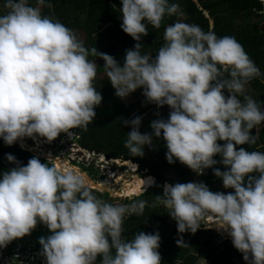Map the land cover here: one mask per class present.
I'll use <instances>...</instances> for the list:
<instances>
[{"label": "clouds", "instance_id": "1", "mask_svg": "<svg viewBox=\"0 0 264 264\" xmlns=\"http://www.w3.org/2000/svg\"><path fill=\"white\" fill-rule=\"evenodd\" d=\"M44 6L51 7L46 0L0 4V140L9 146L24 137L51 141L61 132L71 136L70 129H86L102 99L92 85L97 64L88 56L100 57L115 96L140 88L147 102L170 109L166 119L150 121V134L139 131V116L120 120L130 126L124 146L131 156H143L144 146L162 137L168 163L178 161L200 175L219 162L224 170L213 167V174L233 189L165 182L150 206L162 205L178 233L214 225L246 264H264V152L236 147L255 144L250 130L264 122V107L243 94L261 74L242 45L233 36L176 20L165 26L154 55L141 54L146 24L158 28L165 15H181L179 6L121 0L120 28L136 41L121 64L96 47L86 49L73 30L41 14ZM4 155L14 166L0 171V248L39 221L50 233L38 237L45 264H95L98 255L99 264H160L158 231H137L131 239L121 234L123 218L141 214L146 201L110 202L74 167L35 156L21 164ZM154 183L144 179L143 191Z\"/></svg>", "mask_w": 264, "mask_h": 264}, {"label": "trees", "instance_id": "2", "mask_svg": "<svg viewBox=\"0 0 264 264\" xmlns=\"http://www.w3.org/2000/svg\"><path fill=\"white\" fill-rule=\"evenodd\" d=\"M169 3H176L179 6L177 11L181 15H165L158 28L146 24L147 34L142 35L139 41L141 43V54L154 55L163 43L162 37L165 26L176 20L197 24L202 30L212 31L218 37L223 35L233 36L242 45L244 51L261 74L252 78L245 85L243 94L250 96L261 107H264V32L259 29V23L264 20L260 13L262 4L258 0H169ZM46 4H50L51 7H42V15L58 20L73 30L78 39L83 41L86 49L96 47L99 52L111 55L117 63L122 64L125 50L132 48L136 43L120 28L121 0H46ZM203 12H206V16ZM88 57H94L100 61L96 66L98 77H94L92 85L100 92L102 99L100 104L95 106V117L87 124L86 129L73 128L69 130L76 136L75 143L86 151L102 153L107 157H126L131 162L137 163L139 167L146 169L147 173L155 178V183L147 188L144 195L141 198L139 197L140 199L135 197L116 199L110 197L108 192H95V194L114 203L127 204L131 200L146 201L141 214L126 215L123 218L121 234L125 239H131L137 231L146 233L158 231L160 240L157 251L160 255V264H193V253L191 251L186 256L181 257L182 251L186 253L189 249H194L203 258L212 261L211 256L213 254L211 250H213V247L223 244L224 239L212 230L200 229L201 226L195 233L188 231L178 233L175 221L168 216L167 210L162 205L150 206L155 199V195L162 194V186L166 178L164 174L168 170L176 174L171 184L182 180L191 181L190 174L193 171L178 161L174 160L171 164L167 162L165 158L166 148L162 137H153L151 145L144 146L143 156L133 157L129 154L124 146V141L130 126L120 123L121 119H128V115L131 114L129 107L124 106L120 102V98L114 95V89L107 80L102 68L103 60L93 55ZM138 91L142 93L140 88H138ZM225 95H227L226 90ZM242 98L243 96H241ZM133 105L138 108L137 112L133 113L134 117L139 116L141 118L139 125L141 133L147 132L150 134L152 131L149 126L150 121L157 118L166 119L170 111L167 105L157 107L155 104L147 102L143 95L136 99ZM150 110H152V113H149ZM145 114H148L149 117ZM259 125L258 129H256V125L254 129L250 130L252 134H256L255 144L238 145L236 147H244L246 150H258L257 147L261 146L262 152H264V122ZM218 143L223 142L218 141ZM5 153L14 155L21 164H26L27 160L34 156L29 151L20 148L17 142L9 146L0 140V171L14 166L5 159ZM213 158L219 160V156ZM38 159L42 163L46 162L43 159ZM217 168L224 170V166L221 164ZM95 172L97 174L96 170ZM136 184L144 186V178L139 179ZM141 188H134L139 195L142 192L139 191ZM30 233L37 235L34 228ZM178 239L182 240L179 244L176 243ZM224 253L227 252L222 251L221 254H217L214 263H234L237 255L242 257V254L236 249L231 254ZM100 259L101 257L98 255L95 264H99Z\"/></svg>", "mask_w": 264, "mask_h": 264}, {"label": "rangeland", "instance_id": "3", "mask_svg": "<svg viewBox=\"0 0 264 264\" xmlns=\"http://www.w3.org/2000/svg\"><path fill=\"white\" fill-rule=\"evenodd\" d=\"M0 4H2V0H0ZM263 8L264 6H262L261 11H260L262 16H263ZM259 29L260 31L264 32V20L263 22L259 23ZM88 59L95 60L96 64L100 63L99 59L97 58L88 57ZM96 73H97V67H96ZM95 76L98 77L97 74ZM141 96H142V93H139L138 88H137L136 90L131 92L128 96L124 98H120V102L124 106H128L131 112V114L128 115V119L133 118L134 117L133 113L137 112L138 108H135L136 105H133V104L136 102V99L140 98ZM130 104H132V106H130ZM149 113H152V110H150ZM145 116L149 117L148 114H145ZM64 134L65 133L63 132L59 133V138L56 137V142L54 141V139L51 141H47L42 137H36L35 139L24 137L22 141L18 140L17 143L19 144L20 148L26 151H29L34 156L40 159H43L45 161L50 156H53L52 163L55 164L57 167H69V168L74 167L84 172L87 175V177L91 180L92 185H93L92 187L95 190V192L103 193V192L109 191L108 194L112 198L124 199V197H117L116 193L115 194L112 193L111 188L113 186H115V190H113V192L118 190L120 193L122 191L124 192L126 189L125 186L129 185L131 186V189L126 190V193L130 195H128L125 198L130 199V198L135 197L137 199H140L141 196L144 195L147 189L143 191L142 189L143 185L141 184L137 185L136 184L137 181L141 178L154 179L153 176L147 173L146 169L141 168V172H138L137 174L127 169L128 170L127 173H124L123 175H120L119 177L117 176L114 177L115 181L112 180L108 177L110 175L109 174L110 171L106 169V168H109L108 163H106L108 162L107 159L104 160L102 157H99V159L102 160L99 163V161H97L96 159V156L98 157V155L94 153V156H93L94 161L93 163H91L93 167L92 165L90 166L89 165L90 161H87V159L84 158L83 156V153L86 154L85 149H82L79 145L75 143V139H76L74 137L75 135L72 133L71 136H69L68 138L66 137V139L72 140L71 141L72 144L76 146L75 148L71 150L68 148L67 144L65 143L66 139L62 138ZM21 144L23 146H21ZM116 164L117 165L115 166H119L120 164L119 161ZM126 164L130 166L128 162ZM100 165L101 167L105 169H102L100 173L96 174L94 168H98L100 167ZM195 175L196 174L194 172L190 174L191 181L198 180L197 177L196 178L194 177ZM164 176L166 177L164 183L167 182L168 184H171V182L176 177V174L173 171L168 170L164 174ZM183 182H188V181L182 180L181 183ZM135 187L137 188L142 187L140 190L142 191L140 195L137 194L138 191L134 189ZM216 191L223 192L222 189H215L213 192H216ZM202 223H206V222L202 221ZM200 229H212L216 235L219 234L218 236L225 240L223 241L224 242L223 244H220V246H217V247H213V250H211L213 254L211 256L212 261L206 258H203L199 253L195 252L194 249H189L186 251V253L182 251L181 257L186 256V254L191 251V253H193V259H192L193 264H216L214 263V260L217 254H221L222 251L227 252L224 254H231L235 250V248L231 244L230 237H228L225 232L216 230L214 225L210 227H204L203 225H201ZM34 230L36 231L37 235H35V233L33 234L29 232L28 234L20 238L13 239L5 247L0 248V264H23V262L24 264H26V262L28 264H33V263L45 264L44 258L41 255V246L38 243V237H41V236L47 237V235H49L50 233H48V229L46 225L39 223V221L37 222V226L34 227ZM225 264H246V262L242 259V257L237 255L236 261L234 263L226 262Z\"/></svg>", "mask_w": 264, "mask_h": 264}, {"label": "built area", "instance_id": "4", "mask_svg": "<svg viewBox=\"0 0 264 264\" xmlns=\"http://www.w3.org/2000/svg\"><path fill=\"white\" fill-rule=\"evenodd\" d=\"M258 1L261 3V0H258ZM262 6H264V4H262ZM263 16H264V8H263ZM57 137L59 138V134L57 135ZM66 137L68 138L69 135L65 133L62 138L66 139ZM74 137L76 138V136H74ZM60 139H61V137H60ZM54 141L56 142V138H54ZM71 141L72 140L66 139V142L65 143L67 144L68 148L72 150L76 146L73 145ZM85 153L86 154L83 153V156H84V158L87 159V161H90V163H89L90 166L92 165L91 163H93V161H94V157H93L94 156V153H96V155H98V157L96 156V159H97V161H99V163H100V161H102V160L99 159V157H102L104 160L107 159L108 162H106V161L105 162L108 163L109 168H106V169L110 171V173H109L110 175L108 177L110 179H112V180H114V177H116V176L119 177L120 175H123L124 173H127L128 170L132 171L135 174H137L136 172L139 171V169H138L139 167L137 166V164H132L129 161H123V160H121V158H110V157H106L102 153H97V152H94V151H86L85 150ZM48 159H53V156H50ZM48 159H46V160H48ZM118 161L120 163L119 166H115V165H117L116 163H118ZM127 162L130 164L131 167L128 164H126ZM92 167H93V165H92ZM94 169L97 171V174H98V173H100V171L102 169H105V168L101 167V165H100V167L94 168ZM125 187H126L125 191L124 192L122 191L120 193H119L118 190L115 191V192H113V190H115V186H113L111 188V190H112V193H114V194L116 193V196L117 197H124L125 198L128 195H130V194L126 193V190L131 189V186L127 185ZM139 191H140V189H139ZM23 264H24V262H23ZM26 264H28V263L26 262ZM33 264H41V263H33Z\"/></svg>", "mask_w": 264, "mask_h": 264}, {"label": "crops", "instance_id": "5", "mask_svg": "<svg viewBox=\"0 0 264 264\" xmlns=\"http://www.w3.org/2000/svg\"><path fill=\"white\" fill-rule=\"evenodd\" d=\"M204 15L206 16V12H203ZM260 127V125L256 126V129H258ZM259 148L257 151H262V147H257ZM219 161V160H217ZM219 162L209 168H206L203 170L202 174L200 175H195L194 177L198 178L197 181H202L203 183H205V185L209 188L210 191H214L215 189H222L223 192H231L233 191V189L231 188H224L222 183H221V179L216 177L213 172H212V168L215 167L217 168L219 166Z\"/></svg>", "mask_w": 264, "mask_h": 264}, {"label": "water", "instance_id": "6", "mask_svg": "<svg viewBox=\"0 0 264 264\" xmlns=\"http://www.w3.org/2000/svg\"><path fill=\"white\" fill-rule=\"evenodd\" d=\"M121 159H122V160H128L126 157H122Z\"/></svg>", "mask_w": 264, "mask_h": 264}, {"label": "bare ground", "instance_id": "7", "mask_svg": "<svg viewBox=\"0 0 264 264\" xmlns=\"http://www.w3.org/2000/svg\"><path fill=\"white\" fill-rule=\"evenodd\" d=\"M93 186V185H92Z\"/></svg>", "mask_w": 264, "mask_h": 264}]
</instances>
